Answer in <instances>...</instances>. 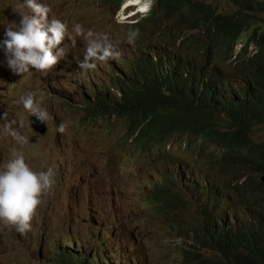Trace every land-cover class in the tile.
Segmentation results:
<instances>
[{
  "label": "clouds",
  "instance_id": "9594fccd",
  "mask_svg": "<svg viewBox=\"0 0 264 264\" xmlns=\"http://www.w3.org/2000/svg\"><path fill=\"white\" fill-rule=\"evenodd\" d=\"M95 1L102 9L112 11L110 25L124 20L133 29L126 33L128 43H133L137 36L140 41L160 40L161 44L153 51L137 49L128 58L119 60V52L106 34L85 30L78 22L69 30L67 21L50 13L49 5L43 0H0V5H10L20 15L14 21L0 24V97L4 99L0 102V145L12 143L20 147L0 162V248H10L11 253L15 251L14 257L22 264H166L170 260L180 261L182 247L195 243V225L197 227L200 222L195 203L207 184H212L224 199H233V193L240 197L238 189L257 182L255 189H245L251 191L257 205H250L249 197L241 200L246 203L244 207L256 208L252 220L261 227L264 223V170H257L255 159L245 161L234 153L221 154L219 156H226L227 167L231 170L241 168V174L214 170V158L206 157L204 152L199 156L193 148L189 149V143L204 132L196 126L194 118L174 123L172 112L165 106L171 99L170 92L158 83L159 69L157 74L152 68L133 73L132 63L143 54L154 60L157 51L165 58L168 54L177 59L185 57L183 42L187 36L176 35L173 27L169 28L173 19L164 18L165 10H157L158 0ZM93 2L90 0L91 4ZM217 2L209 3L216 8ZM9 14L0 9V18ZM198 32L195 29L190 34ZM65 37L73 43L76 38L84 42L83 57L75 66L87 74V79L83 85L86 89L83 105L67 102L71 114L59 118L52 110L41 106L35 83L38 77L62 72V57L67 48L66 44L60 45ZM193 46L200 60L208 59L204 41ZM241 46L238 44L235 49ZM98 61H104L106 68L94 69ZM93 70L96 74L90 75ZM104 72L105 76H97ZM77 110L85 112L89 135L79 130L83 124L76 120ZM51 114L52 122L49 123L47 119ZM26 120L29 134L23 137L14 127L21 130ZM96 128L102 130L107 143L99 147L96 156L79 160L73 167L82 170L79 174L54 183L52 167L36 171L28 165L38 159L42 149L46 156H52L65 148L74 149L77 144L96 142ZM261 131L264 132V125ZM212 150L213 147L208 151ZM117 157L119 164H116ZM122 164L129 169L127 191L130 195L126 201L135 204L130 208L121 205L120 217L134 222L132 228L122 224L116 215L121 194L117 172ZM143 170L152 178L144 187L129 191ZM205 171H208V180ZM87 176L90 177L86 182L101 179L108 184L104 191L108 203L96 188H81V196H71L69 210L75 214L60 226L66 231L59 236L46 229L50 222L47 214H40L41 224L34 220L43 196L60 197ZM95 203L108 205L109 212H101ZM169 203L173 206L164 224L155 206L164 207ZM240 211L236 204V212ZM142 223L159 228L158 236L146 239L140 228ZM5 228L11 229L13 236ZM176 229L188 231L189 237L182 233L179 236ZM171 236L181 241L179 254L172 258L167 245ZM157 255L162 258L157 260ZM0 264H8L1 251Z\"/></svg>",
  "mask_w": 264,
  "mask_h": 264
},
{
  "label": "trees",
  "instance_id": "16d2710c",
  "mask_svg": "<svg viewBox=\"0 0 264 264\" xmlns=\"http://www.w3.org/2000/svg\"><path fill=\"white\" fill-rule=\"evenodd\" d=\"M222 1L226 8L203 0H158L157 10H165L164 18L173 19L169 28L187 36L183 42L186 56L177 59L168 54L165 58L157 51L154 60L143 54L132 63V70L152 68L157 74L159 69L158 83L170 92L165 106L174 123L194 118L204 132L189 143V149L214 158V170L242 171L229 169L226 156H219L229 152L245 161L255 159L257 170H264V138H256L264 125V0ZM195 29L199 32L190 34ZM199 41L206 44L207 60L195 53L193 45ZM238 44L242 46L236 50ZM211 147L214 150L208 151ZM257 184L238 189L240 197L233 193L234 200L224 199L207 184L195 203L200 222L195 225L194 245L182 247L180 261L166 264H264V223L259 227L253 222L256 208L244 207L241 200L249 197L250 205L256 206L253 194L245 189H255ZM172 206H155L162 223L166 224ZM177 233L189 237L186 230Z\"/></svg>",
  "mask_w": 264,
  "mask_h": 264
},
{
  "label": "rangeland",
  "instance_id": "374dc122",
  "mask_svg": "<svg viewBox=\"0 0 264 264\" xmlns=\"http://www.w3.org/2000/svg\"><path fill=\"white\" fill-rule=\"evenodd\" d=\"M212 2L213 0H208ZM44 3H47L50 7V13H52L57 18L67 21L69 30L74 22H78L82 27L87 29H92L94 32L104 33L112 41L115 50L119 52L117 59L124 60L128 58L132 53L137 51V49H142L145 51H153L161 43L160 40L152 41H140L135 37L133 43H128L126 40V33L130 28L124 20L121 22H113L110 25L112 20V11L105 10L97 6L95 0L93 4L90 3V0H43ZM218 6L220 9L226 8L227 5L223 3L222 0H218ZM101 8V9H100ZM0 9L3 12H9V16L2 15L0 18V24H4L6 20H15L19 18V13L14 12L12 6L7 4L0 5ZM66 44L67 53L62 57V72H58L56 75H47L44 77H38L36 80V90H38L37 97L40 100L41 106L44 107L47 111L52 110L57 117L63 118L71 114L69 106L66 105L67 102L71 104L83 105V91L86 92L84 88L85 80L87 79V74L82 70H77L75 62L83 57L84 51V42L79 38H76L75 43L71 42L67 37L61 42L60 46ZM239 47V46H238ZM106 68L104 61H98L94 69L103 70ZM105 73H100L97 76H105ZM89 74L95 75L96 71H90ZM4 92V91H3ZM4 99L0 97V102H3ZM23 116V115H22ZM51 116H48V122L51 123ZM76 120L83 124L80 126V132L83 135H89L90 131L85 124V112L78 111L75 114ZM11 128V127H10ZM16 132L23 137L29 134V123L26 120V123L21 128V130L16 129ZM96 142L89 141L81 144H77L74 149L65 148L59 152L54 153L52 156H46L44 154L45 149H42L40 156L34 162L30 161L28 165L36 171L46 169L47 167H52L53 176L52 182L57 183L61 179H66L70 176L77 175L82 170H74V166L78 164L79 160L84 158H90L97 155L99 147L105 145L107 141L102 137V130L96 128ZM4 133H8L5 132ZM260 138H264V132L261 130L258 131ZM19 146L13 145L12 143H5L0 145V162L6 158L11 157L13 151H18ZM116 164H119L118 157L116 158ZM128 168L124 164L117 174V185L120 186V202L116 205V215L121 221L122 224L127 225V227L132 228L135 223L129 222L128 219H123L120 217L122 211V206L125 208L132 207L135 203H127L126 198L130 195L128 193V182H127V173ZM152 176L148 174L147 170H143L142 176L139 178L138 182H135L129 191L132 189H140L144 187L149 179ZM94 187L96 188L103 196L106 203H108V195L104 194V191L108 189V184L101 179H92L89 182H86V179L81 180L76 186L72 187L69 191H66L62 196H43L40 199V203L37 205L33 218L36 222L42 223L40 214L45 213L49 216L50 222L46 229L52 234L59 236L66 230L60 228L65 222H68L70 218L73 217L75 211L69 210L70 202L72 197L76 195L78 198L81 196L79 193L81 188ZM101 212L108 211L109 206L102 203H95ZM122 205V206H121ZM63 221L62 224L58 225ZM119 225V221L115 223ZM140 228L143 229L146 239L151 240L158 236L159 228L156 226H151L148 223H142ZM11 236H13V231L11 229L5 228ZM168 243V248L170 250V258L179 254L181 248V241L178 238L170 237ZM3 259L8 264H22L15 257L14 253H11L12 249L10 248H0Z\"/></svg>",
  "mask_w": 264,
  "mask_h": 264
},
{
  "label": "bare ground",
  "instance_id": "6f19581e",
  "mask_svg": "<svg viewBox=\"0 0 264 264\" xmlns=\"http://www.w3.org/2000/svg\"><path fill=\"white\" fill-rule=\"evenodd\" d=\"M202 53H205V51H202ZM106 123L105 122H103V126L105 125ZM90 176H87L85 179H88ZM189 195H191V196H194V197H197V194H195V193H191V192H189Z\"/></svg>",
  "mask_w": 264,
  "mask_h": 264
}]
</instances>
